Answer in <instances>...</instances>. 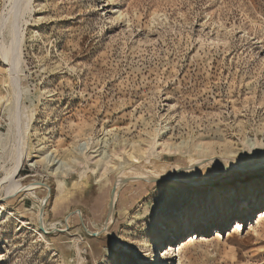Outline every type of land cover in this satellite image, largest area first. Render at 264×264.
Instances as JSON below:
<instances>
[{
  "label": "rangeland",
  "instance_id": "rangeland-1",
  "mask_svg": "<svg viewBox=\"0 0 264 264\" xmlns=\"http://www.w3.org/2000/svg\"><path fill=\"white\" fill-rule=\"evenodd\" d=\"M29 7L18 17L25 157L0 188V264H264V0ZM8 8L0 0V25ZM6 69L0 61V180L14 145ZM46 154L79 164L53 177ZM227 156L246 163L205 169ZM135 165L147 169L122 180L106 225L114 184ZM199 212L211 215L178 227Z\"/></svg>",
  "mask_w": 264,
  "mask_h": 264
},
{
  "label": "bare ground",
  "instance_id": "bare-ground-1",
  "mask_svg": "<svg viewBox=\"0 0 264 264\" xmlns=\"http://www.w3.org/2000/svg\"><path fill=\"white\" fill-rule=\"evenodd\" d=\"M19 1L18 0H8L10 9L8 8L7 13L5 12L6 15L4 16L2 15L3 18H2L1 25H0V61L2 62L3 65L7 66L6 81L8 83V87H10L12 91V97H13L12 99L13 102L10 105L8 104L9 108H8L7 113H8L9 123H8V132L6 136L8 137L12 136L14 138V145L12 148L11 158H10L12 161L11 167L8 170H5L4 178L0 180L1 189L2 187L4 188L7 182L19 177V173L23 167V160L25 157V145L23 142L22 134H21V130H22L21 129L22 113L20 110L21 90H20L19 79H18V73H19V69L21 65V54H22L21 44H22L23 37H22V34H20L19 32V26H20L19 22L20 21L18 17L24 11H26V13L31 11L29 7L31 0H25V3L23 2V6L21 4H18ZM22 15H24V13ZM110 17L112 20L120 19V15L119 14L117 15L116 12H112V15ZM126 27L128 28V25H126ZM3 32H5V36L3 35ZM4 139L5 138L0 135V152L4 151V146H5L3 145ZM255 147L256 146L254 145V147H252L253 148L252 150H254ZM165 149L167 150L168 154L177 153L179 151L178 147L168 146ZM196 150H199L200 152L204 151L201 146H197ZM76 153L78 155H82L79 150ZM129 156H132V155H129ZM51 158L52 157H50V154L49 155L46 154V156L41 157L40 162L46 163V166L49 167L48 169L49 174L53 177H57V176L65 177L67 174L74 172L75 171L74 166L79 164V162L74 157L69 161V163H65L63 161L54 162L53 159L51 160ZM133 159H134V163L138 164V161L135 160L136 158H133ZM101 160L104 161L103 159ZM236 160L241 163H246L244 161H241L242 159L238 160L234 156H227L225 158H222L221 160L215 159V160L210 161L207 164L205 169L209 168L212 165H223L224 167H228L230 166V164H232ZM262 160H264V154H261V158L259 159L258 162H261ZM105 161H104V164H107L108 161L106 162ZM35 165H36L35 163L30 164L31 167H34ZM142 169L146 170L147 168L142 165H135L133 168L128 169V171L125 172L124 174L119 175L118 179L116 180L114 184V187L111 193L110 208L107 214L108 216L106 217L108 221L111 215L113 214L115 198H116L117 192L119 191L121 187L122 180L124 178H127L128 175H132L135 171L142 170ZM149 170L151 172H156L157 174H159L163 178V180L165 178H168L170 180L171 179L176 180L179 177L178 173L174 169H172L170 166H167V165L160 164L156 166L153 164L152 169H149ZM39 187L38 186H29V187L21 186L19 187V189H21L20 191H26L28 194H32L33 190ZM257 187H261V186H257ZM10 188L11 187H6L5 190L8 191ZM44 188H47V187H44ZM262 190H263L262 192H264V189ZM250 198H253V193L250 194ZM44 204H45L44 202H41L37 206V209H38L37 210V221H38L40 228L44 226V218H43ZM242 204H244V202ZM76 214H78V212H73L72 214H69L67 216V220L70 221V219L74 217ZM209 215H211L210 212H199L196 215L191 216V217H183L180 219L178 227L185 228L186 226L188 227L194 226L195 224H199L201 220H203L205 217ZM235 225L236 226L234 227L233 230L239 229V224L236 223ZM193 238L194 236H189L187 238L188 240L186 244H189L190 242H192ZM180 249L181 248H178L177 252H179Z\"/></svg>",
  "mask_w": 264,
  "mask_h": 264
},
{
  "label": "water",
  "instance_id": "water-1",
  "mask_svg": "<svg viewBox=\"0 0 264 264\" xmlns=\"http://www.w3.org/2000/svg\"><path fill=\"white\" fill-rule=\"evenodd\" d=\"M165 180H168V178H165ZM108 219H106L105 224L107 225Z\"/></svg>",
  "mask_w": 264,
  "mask_h": 264
},
{
  "label": "snow or ice",
  "instance_id": "snow-or-ice-1",
  "mask_svg": "<svg viewBox=\"0 0 264 264\" xmlns=\"http://www.w3.org/2000/svg\"><path fill=\"white\" fill-rule=\"evenodd\" d=\"M163 226V225H162Z\"/></svg>",
  "mask_w": 264,
  "mask_h": 264
}]
</instances>
